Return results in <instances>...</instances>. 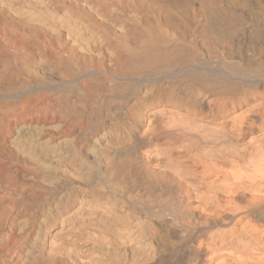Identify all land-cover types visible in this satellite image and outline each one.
<instances>
[{"label": "bare ground", "instance_id": "obj_1", "mask_svg": "<svg viewBox=\"0 0 264 264\" xmlns=\"http://www.w3.org/2000/svg\"><path fill=\"white\" fill-rule=\"evenodd\" d=\"M0 264H264V0H0Z\"/></svg>", "mask_w": 264, "mask_h": 264}]
</instances>
